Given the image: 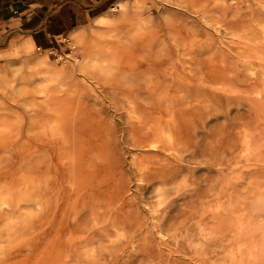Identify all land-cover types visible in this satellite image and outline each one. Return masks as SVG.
<instances>
[{"label": "clouds", "instance_id": "clouds-1", "mask_svg": "<svg viewBox=\"0 0 264 264\" xmlns=\"http://www.w3.org/2000/svg\"><path fill=\"white\" fill-rule=\"evenodd\" d=\"M195 2L0 20V264H264V0Z\"/></svg>", "mask_w": 264, "mask_h": 264}, {"label": "crops", "instance_id": "crops-1", "mask_svg": "<svg viewBox=\"0 0 264 264\" xmlns=\"http://www.w3.org/2000/svg\"><path fill=\"white\" fill-rule=\"evenodd\" d=\"M70 3L71 0H66L61 10V0H0V20L8 21L9 17L24 16L31 19L32 26L40 32L42 43L45 36L48 40H56L62 23L72 14L68 6ZM9 23L18 25L19 20L12 19Z\"/></svg>", "mask_w": 264, "mask_h": 264}, {"label": "rangeland", "instance_id": "rangeland-1", "mask_svg": "<svg viewBox=\"0 0 264 264\" xmlns=\"http://www.w3.org/2000/svg\"><path fill=\"white\" fill-rule=\"evenodd\" d=\"M202 0H196L195 3L192 4L191 7L188 8V12L191 17H198V21H193L191 24H187L186 27L194 34V35H199V24H202L203 21L207 20V16L205 15L206 10L201 9ZM218 8L224 7L223 2H221L219 5H217ZM214 27V26H213ZM59 39V37L57 38ZM203 39V37H201ZM2 70V69H0ZM4 81L7 82L9 77L7 74L4 75L3 77Z\"/></svg>", "mask_w": 264, "mask_h": 264}]
</instances>
